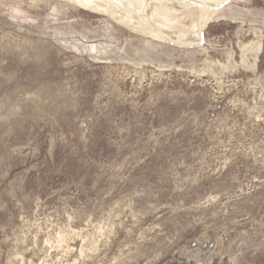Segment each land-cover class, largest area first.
I'll use <instances>...</instances> for the list:
<instances>
[{
  "label": "rangeland",
  "instance_id": "rangeland-1",
  "mask_svg": "<svg viewBox=\"0 0 264 264\" xmlns=\"http://www.w3.org/2000/svg\"><path fill=\"white\" fill-rule=\"evenodd\" d=\"M33 1L0 0V264H264V0L165 26L199 44Z\"/></svg>",
  "mask_w": 264,
  "mask_h": 264
},
{
  "label": "bare ground",
  "instance_id": "bare-ground-1",
  "mask_svg": "<svg viewBox=\"0 0 264 264\" xmlns=\"http://www.w3.org/2000/svg\"><path fill=\"white\" fill-rule=\"evenodd\" d=\"M130 1L132 0H129V2ZM195 1L196 0H134L133 1L134 3H132V13L128 14V13H119V12L111 11V7L121 5L125 2L127 3L126 0H96V2L100 4L99 5L100 9L97 11L106 13L109 17L125 25L129 29L138 28V29H141V32L139 33L143 35H148L152 38L162 39L168 42H173L174 44H181V43L182 44L183 43L199 44L201 43L200 42L201 38H198L196 43L190 42L189 39L186 41H180L174 37L175 34L174 35L172 34L173 31H168L166 29V27L168 29H170V27L171 28L173 27L172 22H175V21L172 19V17L177 16L178 12L183 11L189 6L195 5ZM207 1L219 3L223 0H199L197 4L198 8L197 7L196 8L200 10V21H199L200 26L203 25L206 19L205 13H204L205 9H203V7H204L205 2ZM136 5L139 6V10L141 12L146 11V13L149 12V14L138 13L136 11L137 10ZM163 10H166L165 12L166 15H159L161 11ZM183 16L184 15H182V17ZM195 26H197V23H195ZM174 31H178V30H174Z\"/></svg>",
  "mask_w": 264,
  "mask_h": 264
},
{
  "label": "water",
  "instance_id": "water-1",
  "mask_svg": "<svg viewBox=\"0 0 264 264\" xmlns=\"http://www.w3.org/2000/svg\"><path fill=\"white\" fill-rule=\"evenodd\" d=\"M229 1H230V0H225L224 2L220 3L218 6H219V7H222V6H224L225 4H227ZM212 8H214L213 5H212ZM200 42H201V43L204 42V36H202V34H201V40H200Z\"/></svg>",
  "mask_w": 264,
  "mask_h": 264
}]
</instances>
